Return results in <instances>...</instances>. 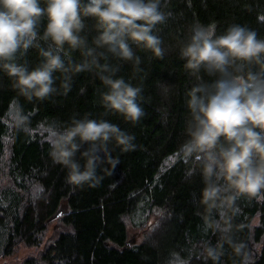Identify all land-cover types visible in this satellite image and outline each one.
Masks as SVG:
<instances>
[{"label":"clouds","instance_id":"1","mask_svg":"<svg viewBox=\"0 0 264 264\" xmlns=\"http://www.w3.org/2000/svg\"><path fill=\"white\" fill-rule=\"evenodd\" d=\"M169 0H0V73L17 94L6 117L14 129L31 135L29 115L19 103L66 96L75 78L98 80L103 113L74 114L68 121L42 124L53 165L65 170L74 189L96 188L98 169L119 149L135 151V136L105 118L117 115L139 124L146 112L144 69L136 50L163 59L161 32L171 18ZM264 13H258V20ZM193 79L183 94V139L177 159L186 162L185 182L199 176L194 197L205 228L217 240H200L192 252L203 264H245V246L234 218L241 201L264 203V35L247 24L194 20L174 45ZM34 52L33 64L28 58ZM78 54V57L77 55ZM129 65V78L121 74ZM162 95L171 92L164 82ZM167 118V110L162 113ZM227 258V259H226Z\"/></svg>","mask_w":264,"mask_h":264},{"label":"trees","instance_id":"2","mask_svg":"<svg viewBox=\"0 0 264 264\" xmlns=\"http://www.w3.org/2000/svg\"><path fill=\"white\" fill-rule=\"evenodd\" d=\"M168 9L171 18L160 33L168 49L165 57L150 58V53L136 50L144 79L132 83H142L145 117L135 126L117 115L105 117L134 135L137 148L114 150L98 169L102 181L96 188L74 189L65 183V170L48 156L42 124L68 121L74 114L100 117V82L82 73L66 96L43 103L19 97L33 128L26 135L6 117L17 94L0 73V255L12 254L21 244H41L49 221L57 219L42 248L10 264H203L193 245L200 240L215 243L217 235L205 228L193 204L202 187L200 177L185 182L186 162L175 155L184 138L183 94L194 81L174 45L194 20L215 21L219 31L230 23L247 24L264 35V16L258 20L264 0H169ZM28 58L33 64L37 59L34 52ZM130 73L124 65L121 74L129 78ZM164 82L171 86L167 96L160 91ZM234 223L245 246V264H264V203L241 201Z\"/></svg>","mask_w":264,"mask_h":264},{"label":"rangeland","instance_id":"3","mask_svg":"<svg viewBox=\"0 0 264 264\" xmlns=\"http://www.w3.org/2000/svg\"><path fill=\"white\" fill-rule=\"evenodd\" d=\"M62 207L65 210L67 209V206L65 204H62ZM57 216H60V215L57 214ZM152 218L153 217H151L148 222H150L152 220ZM56 221H57L56 218H53L49 221L48 229H47V232H46L45 237H44V242H42L41 244H39L37 246H28V245L21 244L15 249V251L12 254L0 255V264H4V263L10 264V263L15 262L16 260L23 258L28 254L34 253L35 251L42 248L44 246V244L47 242V240L50 239L51 234L54 230ZM130 231L131 232L132 231L137 232L138 234H141L140 228H132L130 226ZM137 238H138V241H141L143 239V237L141 235H139Z\"/></svg>","mask_w":264,"mask_h":264},{"label":"water","instance_id":"4","mask_svg":"<svg viewBox=\"0 0 264 264\" xmlns=\"http://www.w3.org/2000/svg\"><path fill=\"white\" fill-rule=\"evenodd\" d=\"M60 214H62V211L58 212V215H60ZM128 243H129V241H128Z\"/></svg>","mask_w":264,"mask_h":264}]
</instances>
